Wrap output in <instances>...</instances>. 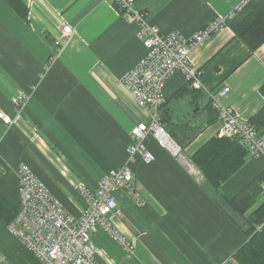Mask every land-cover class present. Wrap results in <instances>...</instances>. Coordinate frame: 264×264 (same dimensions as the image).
I'll return each mask as SVG.
<instances>
[{
	"label": "crops",
	"instance_id": "1",
	"mask_svg": "<svg viewBox=\"0 0 264 264\" xmlns=\"http://www.w3.org/2000/svg\"><path fill=\"white\" fill-rule=\"evenodd\" d=\"M22 1L27 19L0 0V111L13 118L10 126L0 119V193L19 207L17 170L25 162L71 214L80 216L86 203L79 185L97 188L109 170L129 162L136 195L119 190L110 220L134 248L125 250L97 227L92 237L101 264H236L233 255L247 241L234 221L242 218L217 202L188 162L217 135L219 120L184 145V158L152 136L146 144L155 160L130 157L131 129L150 119L122 81L146 52L139 25L113 0ZM246 1L135 0L134 7L162 33L192 36L216 17L233 16ZM66 25L73 33L55 50ZM190 60L201 84L179 71L165 83L162 118L170 132L187 138L212 119V97L227 85L221 105L244 120L264 107V43L251 51L228 23L195 46ZM185 85L189 90L174 97ZM23 96L19 110L13 99ZM178 125L193 131L183 134ZM263 171L264 155H249L222 192L232 198ZM262 199L258 205L264 193ZM248 218L254 221V210ZM12 248L0 237V250L20 264Z\"/></svg>",
	"mask_w": 264,
	"mask_h": 264
},
{
	"label": "built area",
	"instance_id": "2",
	"mask_svg": "<svg viewBox=\"0 0 264 264\" xmlns=\"http://www.w3.org/2000/svg\"><path fill=\"white\" fill-rule=\"evenodd\" d=\"M116 1L124 8L126 19L139 25L138 35L146 48L144 57L122 78L139 106L150 115L149 120L140 121L131 129L127 154L130 157L139 154L146 162L155 160L154 153L146 144L147 138L152 136L173 155L184 158L181 145L161 121L160 111L166 100L165 83L173 73L179 71L189 81L195 80L196 85L201 84L200 72L193 68L190 54L195 46L204 43L214 32L227 25L232 16L216 17L192 36H185L179 32L162 33L157 26L148 22L146 12L135 9V0ZM72 33L70 25L64 26L63 37L56 42L55 50ZM229 91L227 85L212 97L213 106L219 112L217 135L237 138L252 156L264 155V134H260L233 108L221 105V99ZM13 101L21 110L26 96L15 97ZM0 113L3 114L0 119L10 126L13 118L2 110ZM190 167L202 181L203 176L199 171L191 164ZM17 178L20 202L17 216L8 229L36 257L39 264H101L99 246L92 237L93 230L99 225L109 231L125 250L133 251L134 246L123 238L110 220V215L118 206L119 190L125 189L129 195H136L131 163L126 162L119 168L109 170L97 188L84 183L79 185L86 203L80 216L71 214L27 163L20 164ZM261 186L264 190V180ZM136 198L141 201L138 196ZM263 227L264 223L258 226L259 229ZM0 264L15 263L0 250Z\"/></svg>",
	"mask_w": 264,
	"mask_h": 264
},
{
	"label": "trees",
	"instance_id": "3",
	"mask_svg": "<svg viewBox=\"0 0 264 264\" xmlns=\"http://www.w3.org/2000/svg\"><path fill=\"white\" fill-rule=\"evenodd\" d=\"M7 1L27 19L28 13L22 0ZM114 4L120 13L125 15V10L119 2L114 0ZM231 26L237 36L247 44L251 51L257 50L264 43V0H261L246 17ZM188 90V86L185 85L177 91L174 97H179ZM261 93L264 96V84L261 86ZM165 104L166 100L160 111L162 123L164 122L162 109ZM208 116L212 119L208 120L192 134H187V138L184 135L181 138L179 136L180 132H177L178 135L175 131L170 132L181 145L183 151L185 149L184 145L193 140L200 131L217 122L219 112L211 104ZM249 123L253 124L260 134H264V107L250 119ZM165 127L168 129L166 125ZM176 127L180 128L183 134L189 130L193 131L187 125H178ZM249 155H251L249 149L243 146L237 138L216 135L204 143L191 158H188V162L203 176L201 182L203 187L210 192H214L215 196L217 195V202L220 205L224 204V207L231 208L242 218L241 223L235 219L234 221L243 228L247 241L233 255L236 264H264V227L258 228L260 224L264 223V203L257 205L264 193L261 186V182L264 180V171L232 198H227L221 189L222 184L245 165ZM251 208H254V221L247 216ZM17 213L18 208H15L0 193V222L8 227L17 216Z\"/></svg>",
	"mask_w": 264,
	"mask_h": 264
},
{
	"label": "rangeland",
	"instance_id": "4",
	"mask_svg": "<svg viewBox=\"0 0 264 264\" xmlns=\"http://www.w3.org/2000/svg\"><path fill=\"white\" fill-rule=\"evenodd\" d=\"M170 132V131H169ZM175 138V137H174ZM223 191V190H222ZM261 201L263 200L262 198L260 199ZM258 205V204H257ZM254 210V208H251L249 212L247 213V216ZM1 226V225H0ZM2 227V226H1ZM0 227V229H1ZM102 229L106 230L103 228L101 225H99ZM98 227V228H99ZM3 232L0 230V237L2 242L12 245V252L15 255V258L17 261H21L20 264H36L39 262L37 259H35L34 255L26 249V247L22 244V242L16 237L14 234H12L8 227H2ZM107 231V230H106ZM108 232V231H107ZM96 240V239H94ZM117 242V241H116ZM97 243V242H96ZM119 245H121L119 242H117ZM98 245V244H97ZM33 262H32V260ZM11 261L15 262L13 259ZM38 264V263H37Z\"/></svg>",
	"mask_w": 264,
	"mask_h": 264
},
{
	"label": "water",
	"instance_id": "5",
	"mask_svg": "<svg viewBox=\"0 0 264 264\" xmlns=\"http://www.w3.org/2000/svg\"><path fill=\"white\" fill-rule=\"evenodd\" d=\"M261 0H247L230 19V24L235 25L238 21L246 17Z\"/></svg>",
	"mask_w": 264,
	"mask_h": 264
},
{
	"label": "snow or ice",
	"instance_id": "6",
	"mask_svg": "<svg viewBox=\"0 0 264 264\" xmlns=\"http://www.w3.org/2000/svg\"><path fill=\"white\" fill-rule=\"evenodd\" d=\"M0 115H3L2 113H0ZM5 119H7L6 117H5Z\"/></svg>",
	"mask_w": 264,
	"mask_h": 264
}]
</instances>
